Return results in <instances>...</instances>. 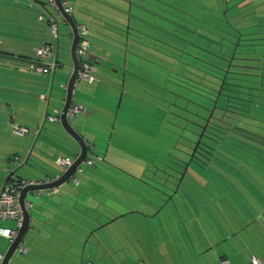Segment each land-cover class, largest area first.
Here are the masks:
<instances>
[{"label": "crops", "instance_id": "obj_1", "mask_svg": "<svg viewBox=\"0 0 264 264\" xmlns=\"http://www.w3.org/2000/svg\"><path fill=\"white\" fill-rule=\"evenodd\" d=\"M74 1L76 3L72 5L78 8L76 16L79 20L71 16L76 24L84 23L90 27L87 20L93 17H83L82 12H104L101 7L96 9L92 7V4L99 5L93 0ZM102 1L109 2L108 0ZM255 4L257 9L264 12V0H255ZM121 7H125L124 4H121ZM50 8L52 13L47 12ZM45 12L46 17L38 14L37 19L35 12L28 10L26 23L20 22L18 15L17 18H13L17 19L16 22L10 25L3 26L0 22V190L11 182L12 178H17V175L26 179L49 177L40 172L44 170L47 162L40 158L35 161L36 159L31 155V148L34 136L46 120V115L52 113L53 110H60L65 93L64 84L71 71L70 60L65 59L66 62L63 63L57 54L59 21L67 26L66 35L70 38L68 42L71 40V33L68 25L60 16L56 4L55 7L47 5ZM50 17H54L57 22V35L50 29ZM2 19L5 20L3 17L0 20L3 21ZM6 20L10 21L9 18ZM100 27L103 30L106 29L105 25H100ZM94 28L93 24L89 30V32L93 31V45L86 36L90 57L93 59L90 74L94 80L91 84L84 80L76 81L72 103L80 106L85 113L81 117H78L79 114L78 118L69 119V123L85 140L87 146L93 148L95 155L101 156L103 153L106 160L109 158L108 162L115 164L112 160L119 162L122 160L121 151H129L127 148L129 141L126 135L128 132L124 133L128 129L124 124L118 128L108 129L106 123L113 119L112 125L115 126L117 116L126 117L128 112L125 109L131 108L132 104L127 101L122 114L118 110L115 114L103 111L102 108L98 111L93 110L95 106L91 102H96V99L99 100L103 95L104 102L113 104L114 100L112 95L100 90L106 82H104L105 78L101 71L96 69V66H100L101 58H104L98 50L99 40L103 41L102 39H105L108 34L99 33ZM55 39L56 47L54 48ZM42 46H49V56L38 54ZM49 62L56 64L54 71H49L46 75L32 72L34 66H42ZM151 71L148 72L151 73ZM129 72L130 70L127 73L132 75ZM56 78H58L57 82ZM137 82L138 80H133L130 84L137 85ZM117 86L119 88L115 90L121 88ZM109 88L113 89V87ZM130 94L133 95V93ZM107 114H110L109 118ZM19 126L26 129L24 134L14 131V128ZM71 148L75 155L79 152L74 141H71ZM132 151L133 155H139L137 150L132 148ZM72 156H74L73 153ZM250 156L253 162H249V172L244 171L243 176L235 172L231 173L232 176L230 175L228 180L232 181V185L227 190L217 189L216 192L214 191L216 194L211 196L216 200L214 212L203 211L202 218L207 231L211 230V232L206 233L198 243L193 241L196 239L195 233H190L187 229L185 232L181 231L177 239L170 235V245L166 243L161 245V242L153 237V242L145 249H149L151 253L149 259L144 262L145 264H223V261L228 264H251L252 258L264 264V235L260 236L262 241L259 240L263 248L261 254L252 249V244H244L247 242L244 234L249 231V229L247 231L244 229L250 225L254 226L257 218L264 215V146L251 149ZM29 157L31 159H28ZM92 158L94 163L91 166L85 165L86 167L83 168L81 163L72 177L56 187L57 192H50L47 191L50 189H46L26 193L25 200L31 202V207L27 210L29 225L8 264H107L103 262V256L98 257L93 249V244H100L99 241L92 242L91 240L97 230L118 218H127L128 215H132L131 220L135 219L133 214L137 213H140V216L143 215L142 217H147L144 215L146 211L139 206V200V203L130 202L126 194L121 197L115 193L112 178L115 177L114 171L117 175H120V172L113 166L107 165L108 163L102 165V162L95 161V157ZM27 161L31 166L27 165ZM25 167L37 171L39 175L34 173L30 175L31 171L27 175L18 174L19 170ZM64 171L61 168V171L52 177L59 178ZM199 181L198 179L191 183L193 186L197 185L200 190L203 186L195 184ZM203 181H208L206 187H215L212 181L206 178ZM108 203L110 207L107 206ZM244 204H250V208L246 209ZM139 209L142 211L138 212ZM119 212L121 214H118ZM111 217L112 219L109 220ZM244 219L249 221L243 224ZM193 220L200 223L199 216ZM193 220H191L192 224H194ZM125 233L129 232L125 231ZM0 238L2 239L0 253L4 254L9 243L7 238L1 236ZM139 243L138 241V247L141 244ZM19 246L23 247L24 251H19ZM110 263L117 264L114 260Z\"/></svg>", "mask_w": 264, "mask_h": 264}, {"label": "trees", "instance_id": "obj_2", "mask_svg": "<svg viewBox=\"0 0 264 264\" xmlns=\"http://www.w3.org/2000/svg\"><path fill=\"white\" fill-rule=\"evenodd\" d=\"M158 1L159 7L150 3V9L161 11L159 31L149 25L146 31L135 28L132 34L130 16L115 29L122 42L131 43V55L143 60L145 70L161 72L163 103L148 100L156 122L144 123L137 138L127 136L139 154L128 164L121 155L120 162L128 169L108 162L103 153L95 155L92 147L86 157L91 165L92 157H98L118 170L120 175L114 171L112 178L115 193L126 194L130 202L140 201L144 215L150 216L173 200L183 180H211L215 175L228 179L234 172L243 176L253 162L251 149L264 146V50L260 49L264 47V12L257 9L255 0H179L183 7L175 5V0ZM70 5L74 17L78 8ZM89 51L85 60L92 68ZM123 58L120 70H127L125 53ZM114 68L109 65V70ZM34 137L31 155L35 161L47 162L39 170L43 175L55 176L57 158H74L73 140L58 120H45ZM27 165L31 166L28 161ZM189 168L206 172L194 169L190 174Z\"/></svg>", "mask_w": 264, "mask_h": 264}, {"label": "rangeland", "instance_id": "obj_3", "mask_svg": "<svg viewBox=\"0 0 264 264\" xmlns=\"http://www.w3.org/2000/svg\"><path fill=\"white\" fill-rule=\"evenodd\" d=\"M33 1L34 0H2V4H0V19L2 17L5 18V20L2 19L3 21L0 20V22H2V25L6 26L15 23L17 19L13 18H17V15L20 18V22L26 23V20H28V10H32L35 12V18H37L38 14H42L43 16H45L46 8L45 10H43V8L35 4ZM93 1H95L99 5L96 6L92 4V7H94L95 9L101 7L103 8L104 12H92L89 10L90 16L93 17V19L89 18V30H91V27L94 24V30H98L99 33L108 34L106 35L105 39H102L103 41L99 40L98 45L100 46V48L103 49L101 50L99 48L98 50L104 58H101L103 65L101 64L96 69L101 71L103 77L105 78H103L104 82H106V85H104V87L100 90L114 97L113 104H110L109 102H104V95L102 94L103 97H100L99 100L96 99V102H91L92 105L95 106L93 107V110L98 111L100 108H102L103 111L106 110L110 111V113L112 112L113 114H115L116 111L119 109V113L122 114L127 104V101L131 103L133 102L134 106L125 109V111L128 112V115H126V117L117 116V122L115 126L112 125L113 119L110 120V122L106 121L108 123H105L108 129H110L111 127L118 128L121 124H124V126L128 129L125 130L124 133L128 132L126 134L127 136L133 135L135 136L134 138H137L140 135V132H138V130L144 125V123H148L151 121L156 122L155 119L152 118V116H154L155 118H157V116L154 114V110L150 111L152 105L148 102V100H153L152 104L163 103V100L160 99L162 90L161 84L163 83V78L159 70H154V72L151 73L148 72L151 69L145 70V68L143 67V60L137 59L136 56L131 55V51H133L131 43L127 41L122 42L123 38L117 35V30L115 29L116 27L119 28L122 25L121 22H127V16H130L129 23L131 25V28L133 29L130 30L132 34H136V32L134 33L135 28H139L140 31L143 30L144 32L147 30L149 25L157 27V31H159V28L162 26L163 22L162 19H160L161 11L155 10L159 7V1L152 0L155 3L151 2V0H108L109 2L102 0ZM67 3H76V1L67 0ZM150 3L155 5L156 8L151 10ZM121 4H124L125 7H121ZM175 5L183 7V2L175 0ZM18 12L21 13L19 14ZM47 12L52 13L51 8L50 10H47ZM6 18H9L10 21L6 20ZM75 18L79 20L78 16H75ZM95 18H97V20H95ZM59 22V49H57V54L59 60L65 63V59H67V61L70 60L68 53V48L70 44V42L68 41L70 38L66 35L67 26L62 25L61 21ZM100 25H105L106 29H101ZM89 30L86 36L87 39L90 40L91 44L93 45V31L89 32ZM141 38L143 37L141 36ZM124 39L127 40V36L126 38L124 36ZM55 47L56 39L54 43V48ZM260 49L262 51L264 50V47L261 46ZM124 53L128 61L126 63L127 70H120L121 65L124 63ZM140 55L141 54L139 53L138 56ZM130 61L141 63V66L138 67L131 65L129 63ZM109 65L115 67L114 70H109ZM129 70L131 71L132 75L127 73V71ZM124 71H126V73ZM32 72L35 73L34 71ZM59 73L60 72H58V74ZM133 80H138L137 85L130 84ZM55 81L57 82L58 78H56ZM117 85H119L121 88L115 90L118 87ZM158 86H160V88H158ZM109 87H113V89ZM145 89L146 91L144 92ZM130 93H133V95ZM149 93L151 95L152 93L155 94V97L150 96ZM121 94H123L121 107L118 108L120 103L119 96ZM100 104H102L101 107ZM109 115L110 114H107L108 118ZM131 139L132 138H130V142L134 143V141H131ZM127 148L129 149V151H121V154L123 155L124 159L128 164L133 161V151L132 146L129 143L127 144ZM95 161L102 162V165L107 164L106 162L104 164L102 159H99L98 157L95 158ZM112 162L128 169L127 166L129 165L127 164H123L122 162L116 160H112ZM85 165L91 166V163L88 164L87 161L84 160L82 162V167L85 168ZM190 167L193 168L194 166ZM191 168H189L190 174H192V170L194 169L200 170L201 173L206 172L205 170H202L200 168ZM19 171L20 172L18 174L22 175H27V173H29L30 171V175H32L33 173L35 175H39L37 171H34L29 167H25L24 169H20ZM57 171H61V168H57ZM196 176L198 177L199 175L196 173ZM228 177L230 178V176ZM204 179H200L199 182H195V184L198 183L199 185L203 186L200 187V190L198 189L197 185L193 186L191 181L187 183V181L183 180L178 192L176 193V196L174 197V200L165 204L153 216L146 214L147 217H142L143 215L140 216L141 214L137 213L133 214L135 216V219L131 220L130 218L132 215H128L127 218H118L112 223L98 229L97 232L91 238L92 242H100V244H93V249L97 252L98 257L100 256V258H102L103 256V262L107 264H112L110 263L111 260H114L117 264H145L144 262H146L151 255L149 249H145L148 247L149 244L153 242V237L155 238V240L161 242V245H164V243L170 245L171 243L169 241V236L171 235L174 239H177L179 238L180 232H185L186 229L190 233H195L196 239L193 241L198 243L200 239L205 237L206 233L211 232V230H209V232L207 231L206 225L202 218L204 210H209L213 212L215 210L214 205L216 200L214 199V197L211 196L216 194L215 192L217 189L224 188L225 190H227L232 185L231 180H228L221 175H215L213 179L209 180L215 184V187H206L208 181H203ZM107 206L110 207V203H108ZM114 206L117 207L116 204H114ZM244 206L246 207V209L247 207L250 208V204H244ZM118 214L121 213L119 212ZM197 216L200 217V223L196 222L197 220H193ZM253 217L254 215L252 216V218ZM191 220H193L194 224L191 223ZM235 220L237 221L236 218ZM248 221L249 220L244 219L243 224L247 223ZM4 225H11V222L0 221V226ZM248 229L249 231L244 234V237L247 240V242H245L244 244H252L251 247L255 252H257L258 254L263 253V248L260 245L259 240L262 241L260 236L264 235V215L257 218V221L255 222L254 226L250 225L245 228L244 231H247ZM125 231L129 233L126 234ZM209 236L213 237L212 234H209ZM138 241L141 243H139V247ZM1 243L2 239L0 238V248ZM156 257L159 259L158 256ZM97 260L100 261V259L98 258Z\"/></svg>", "mask_w": 264, "mask_h": 264}, {"label": "built area", "instance_id": "obj_4", "mask_svg": "<svg viewBox=\"0 0 264 264\" xmlns=\"http://www.w3.org/2000/svg\"><path fill=\"white\" fill-rule=\"evenodd\" d=\"M47 4L55 7V1L54 0H46ZM61 3L63 5L64 11L72 15V7L69 3H67L66 0H61ZM49 26L51 31L57 35V22L54 19V17H50L49 19ZM77 31H78V43L76 45V55L79 59V69L77 73V77L80 80H84L88 83H91L94 80V77L90 74L91 71V65L85 60V57L88 55L89 51V44L86 39V34L88 32L87 27L84 24H77ZM38 54L40 56H49L50 54V48L49 46H42L39 48ZM55 63L49 62L42 66H34L33 71L38 74H44L46 75L49 71H54ZM65 87V85H64ZM80 112V107L78 105L72 104L71 107H69L67 116L69 118L75 117L77 113ZM58 110H53V113L46 115V120L49 122L57 121L58 120ZM14 131L18 134H24L26 132L25 128L22 127H15ZM87 161L88 164H90V161ZM55 163L61 167L63 170H66L72 163V160L68 158H62L59 157L55 161ZM58 177H42L40 179H26V178H20L15 179L11 182H9L3 189L0 190V221H10L11 225L7 226H0V236L5 237L8 240V243H11L14 241V239L17 236L18 230L23 225L24 220V214L23 210L21 208L19 199L20 194L23 188L31 185H37V184H49L52 181H55ZM50 192H57L58 189L56 187L51 188L50 190H47ZM24 209L28 210L31 207V202L24 200L23 203ZM19 251H24V248L19 246ZM3 260V254L0 253V264ZM223 264H228L226 261L222 262ZM251 264H261V261L252 258Z\"/></svg>", "mask_w": 264, "mask_h": 264}, {"label": "water", "instance_id": "obj_5", "mask_svg": "<svg viewBox=\"0 0 264 264\" xmlns=\"http://www.w3.org/2000/svg\"><path fill=\"white\" fill-rule=\"evenodd\" d=\"M56 4V8L58 9L60 16L63 18V20L66 22L70 29L71 33V40L68 48L69 53V59L71 62V71L69 74L68 79L65 82V93H64V99L61 105V108L59 110L58 114V122L62 128V130L77 144L79 148V152L74 155V159L72 160L71 165L57 178L55 181L50 182L49 184H37V185H31L27 186L22 189L20 194V205L23 210L24 214V220L22 227L18 230L17 236L14 239L13 242L9 243L7 248L4 251L3 254V260L1 264H8L9 259L16 251L18 245L21 243V240L28 228L29 225V213L26 209L23 207V203L25 200L26 193L28 191H39V190H46L51 189L54 187L59 186L61 183L65 182L67 179L72 177L75 170L81 165V163L86 160L88 146L85 142V140L73 129V127L69 123V117L67 116V112L69 107H71L72 103V94L73 89L75 87L76 81H80L77 77L78 69H79V59L76 55V45L78 43V31H77V24L73 20L72 16L67 14L64 11L63 5L61 3V0H54ZM35 4L39 5L43 10L47 7V1H41V0H34ZM58 34V31H57ZM121 99V95L119 96V101ZM80 107V106H79ZM84 111L80 107V112Z\"/></svg>", "mask_w": 264, "mask_h": 264}]
</instances>
